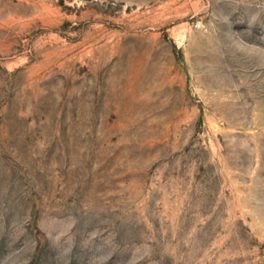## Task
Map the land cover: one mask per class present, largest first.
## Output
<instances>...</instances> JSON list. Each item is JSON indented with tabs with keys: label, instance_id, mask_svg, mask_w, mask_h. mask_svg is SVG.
Returning a JSON list of instances; mask_svg holds the SVG:
<instances>
[{
	"label": "rangeland",
	"instance_id": "rangeland-1",
	"mask_svg": "<svg viewBox=\"0 0 264 264\" xmlns=\"http://www.w3.org/2000/svg\"><path fill=\"white\" fill-rule=\"evenodd\" d=\"M0 264H264V0H0Z\"/></svg>",
	"mask_w": 264,
	"mask_h": 264
}]
</instances>
